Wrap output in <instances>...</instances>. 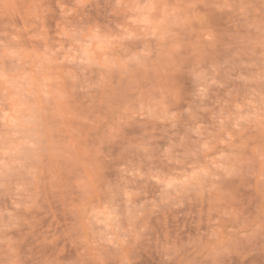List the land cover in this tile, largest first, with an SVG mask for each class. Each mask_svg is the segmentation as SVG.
Wrapping results in <instances>:
<instances>
[{
    "label": "rangeland",
    "instance_id": "obj_1",
    "mask_svg": "<svg viewBox=\"0 0 264 264\" xmlns=\"http://www.w3.org/2000/svg\"><path fill=\"white\" fill-rule=\"evenodd\" d=\"M0 264H264V0H0Z\"/></svg>",
    "mask_w": 264,
    "mask_h": 264
}]
</instances>
